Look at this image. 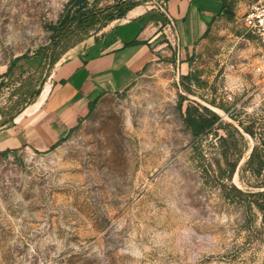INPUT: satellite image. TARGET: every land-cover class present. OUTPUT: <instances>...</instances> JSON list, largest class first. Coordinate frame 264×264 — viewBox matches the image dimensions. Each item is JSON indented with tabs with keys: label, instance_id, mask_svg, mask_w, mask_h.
I'll list each match as a JSON object with an SVG mask.
<instances>
[{
	"label": "rangeland",
	"instance_id": "374dc122",
	"mask_svg": "<svg viewBox=\"0 0 264 264\" xmlns=\"http://www.w3.org/2000/svg\"><path fill=\"white\" fill-rule=\"evenodd\" d=\"M70 1L0 0V76L20 58L0 79V129L8 109L31 103L17 118L32 112L61 61L104 39L105 14L89 33H54ZM254 1L231 0L233 17L213 23L185 67L162 41L156 59L55 149L0 153V264H264L261 214L225 197L217 138H203V158L184 124L196 103L253 127L232 180L246 189L242 170L264 142V50L243 23Z\"/></svg>",
	"mask_w": 264,
	"mask_h": 264
},
{
	"label": "crops",
	"instance_id": "0c3cea01",
	"mask_svg": "<svg viewBox=\"0 0 264 264\" xmlns=\"http://www.w3.org/2000/svg\"><path fill=\"white\" fill-rule=\"evenodd\" d=\"M153 1H160L166 14L154 2H140L109 24L104 39H113L111 46L98 50L94 39L89 47L61 61L32 112L27 109L0 129V150L47 151L67 138L89 115L92 102L126 89L156 59L162 41L177 46L185 67L223 9V0Z\"/></svg>",
	"mask_w": 264,
	"mask_h": 264
},
{
	"label": "trees",
	"instance_id": "16d2710c",
	"mask_svg": "<svg viewBox=\"0 0 264 264\" xmlns=\"http://www.w3.org/2000/svg\"><path fill=\"white\" fill-rule=\"evenodd\" d=\"M100 1L101 0H94L93 4L90 3V0L70 1L66 14L60 19L58 24L53 27L54 33L58 35L59 38L74 33L75 28L82 29L84 32L89 33L97 24L98 18L102 15L105 14V23L108 24L114 20L124 18L130 10L140 3V0H118L115 5L100 7ZM232 14L231 0H223V9L219 17L227 16L231 18L233 17ZM215 21L216 19L213 20V23ZM103 40H101V38L96 39L95 47H97L98 50L108 48L114 42V40L110 38H105ZM19 60L20 58L15 60L13 65L10 66L8 73L0 76V79L11 74L13 67ZM188 62L191 63V59H188ZM193 79V73H189L187 76L183 77L184 82L188 81L190 83ZM187 89L189 92L191 91L189 87ZM36 95H38V93H36ZM32 96L34 97L35 95L33 94ZM185 100L186 98L181 96L179 101L181 109ZM98 103L99 100H96L90 104V113L88 116L94 113ZM30 104L31 103L21 109H16L14 107L8 109V115L2 113L4 118L3 125L6 126L13 123L19 114ZM230 116L238 123V126L225 122L219 114L208 107L191 103L188 105L184 114V124L186 128L191 131L195 143L197 144L196 150L201 152L203 158H205V155L202 140L204 137L214 134L217 138L215 145L219 152V164L224 163L227 166L223 171V176L226 178V183L223 185L225 197L233 203L243 205L249 211L256 209L261 214L262 223L264 224V142H259L255 145L246 162V167L242 170V173L246 174L247 178H249L247 181L246 176L245 179L244 176L241 178L242 184L245 185L246 189L233 184V177L245 153V134L253 138H256V134L252 126H245L236 116L232 114H230ZM79 125L73 129L72 132H74ZM220 132H224V134H220ZM62 141L63 139L52 146L51 149L58 147ZM11 151L13 150L8 149L0 151V153L7 155Z\"/></svg>",
	"mask_w": 264,
	"mask_h": 264
},
{
	"label": "built area",
	"instance_id": "2783aa9c",
	"mask_svg": "<svg viewBox=\"0 0 264 264\" xmlns=\"http://www.w3.org/2000/svg\"><path fill=\"white\" fill-rule=\"evenodd\" d=\"M154 4L160 12L166 14V9L160 1H155ZM243 23L248 32L261 43L264 50V0H255L248 7L243 16ZM256 73L264 81V60L256 67Z\"/></svg>",
	"mask_w": 264,
	"mask_h": 264
}]
</instances>
